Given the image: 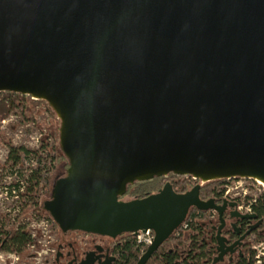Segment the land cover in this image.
<instances>
[{"label":"water","instance_id":"95a60500","mask_svg":"<svg viewBox=\"0 0 264 264\" xmlns=\"http://www.w3.org/2000/svg\"><path fill=\"white\" fill-rule=\"evenodd\" d=\"M5 91L59 120L69 166L43 210L62 233L151 231L135 264L190 208L221 215L201 183L264 182V0H0ZM169 173L200 184L121 199Z\"/></svg>","mask_w":264,"mask_h":264},{"label":"built area","instance_id":"2783aa9c","mask_svg":"<svg viewBox=\"0 0 264 264\" xmlns=\"http://www.w3.org/2000/svg\"><path fill=\"white\" fill-rule=\"evenodd\" d=\"M29 140L27 144L10 143L4 146V154H0V264H48L56 251L55 225L37 209L54 141L51 135L44 141L33 136ZM10 147L18 150L15 157L8 154ZM219 189L223 191V197L238 202V208L244 212H251L257 199L264 197L263 187L252 180L247 185L241 179H232ZM180 227H186L185 221ZM10 231L23 233L26 241L21 246L18 243L11 245L4 236ZM133 238L142 254L151 244L153 233L140 231ZM263 243L259 240L251 246L255 264H260L264 258Z\"/></svg>","mask_w":264,"mask_h":264},{"label":"flooded vegetation","instance_id":"af4514ba","mask_svg":"<svg viewBox=\"0 0 264 264\" xmlns=\"http://www.w3.org/2000/svg\"><path fill=\"white\" fill-rule=\"evenodd\" d=\"M11 96L20 95L7 91L0 92V102ZM2 142L4 146L10 145L6 139H2ZM12 148L10 147L8 150L10 156L12 155ZM51 160L52 157L48 161L46 187L52 186L54 181L55 171L50 172L49 170ZM182 177L188 181V184L184 190H181V187L175 188L178 192H185L194 185L200 184L198 180L191 177ZM230 180L220 179L200 184V199H213L215 204L221 207L222 212L220 215L217 210H213V213L212 210L200 211L203 215L210 214V216L208 222L202 219L199 228L193 232L194 246L192 249L199 264H245L251 251H253L250 237L259 232L263 226L264 217L257 216L253 211H241L238 208V202L223 197V191L218 186ZM212 188L215 193L209 194L208 191ZM48 197L49 195L45 199ZM194 210L195 208H190L187 215ZM245 214H255L256 217H241ZM130 235L133 236L130 233H122L112 238L81 231L60 232L54 242L55 255L48 264H124L120 256L121 244Z\"/></svg>","mask_w":264,"mask_h":264},{"label":"trees","instance_id":"16d2710c","mask_svg":"<svg viewBox=\"0 0 264 264\" xmlns=\"http://www.w3.org/2000/svg\"><path fill=\"white\" fill-rule=\"evenodd\" d=\"M8 112H9V108L6 107V105L3 104V102H0V113H1L0 118L7 115ZM17 152H18L17 149L12 148L11 156L15 157ZM51 157L52 160L50 161L49 164L50 172L56 171L58 168H62L67 165V158L63 154L59 146L55 148V151ZM181 177L182 176L169 173L166 176L154 177L146 181H135L134 183L129 184L127 186L126 194L131 195L132 197L135 198H142L150 193L156 192L163 186L165 182L168 181L172 184L174 190L177 187H181L180 189L184 190V188H186V185L188 184V181L182 179L183 177L182 178ZM43 178L45 182L46 181L48 182L47 176L46 177L44 176ZM174 178L176 179L174 180ZM44 187L46 194L49 195L51 191V185L46 187L45 184ZM208 193L214 194L215 191L212 188L208 191ZM39 209L41 211H44L41 206H39ZM252 211L257 216L264 217V197H259L257 199V202L252 205ZM47 216L51 219V217L48 214ZM209 216L210 214L203 215L197 209H195L191 214L187 215L185 219L186 227L185 228L180 227L170 236L168 240L163 242L152 254L151 258L146 264H154V263L155 264H199V262L196 261L197 257L194 253V250L192 249V246H194L193 232L199 228L202 219H204L205 222H208ZM263 233H264L263 230L256 232L255 233V235H257L256 239H258L261 235H263ZM4 236L7 237V240L11 245L18 243L21 246L26 241L25 235L19 231L5 232ZM140 255L141 253L139 247L134 242L133 236L130 235L126 237V239L122 242L120 249V256L123 263L135 264ZM245 264H255L254 251H251L250 256L246 260ZM260 264H264V261H262Z\"/></svg>","mask_w":264,"mask_h":264},{"label":"rangeland","instance_id":"374dc122","mask_svg":"<svg viewBox=\"0 0 264 264\" xmlns=\"http://www.w3.org/2000/svg\"><path fill=\"white\" fill-rule=\"evenodd\" d=\"M17 94V93H16ZM20 96H11L6 99H3L1 102L9 108V112L4 117L0 118V150H2L0 154H4V145L2 144V139L8 140L10 143L15 144H23L29 143V137L33 136L34 139L36 137L42 138L44 141L47 136L51 135L54 141L53 149H51L52 154L59 145V120L55 117L53 110L48 106L47 103L40 101V100H33L29 96L21 95ZM2 120H5L2 123ZM55 136V137H54ZM57 136V138H56ZM2 138V139H1ZM29 140V142H26ZM29 146V145H28ZM56 153V152H55ZM65 161V160H64ZM64 164V162H63ZM67 167L69 166V162L67 159ZM64 166L62 168H58L54 173V180L65 175V171L67 167ZM181 176V175H178ZM191 177V176H188ZM192 178V177H191ZM193 179V178H192ZM241 179L242 182L250 184V180L255 181L253 179L248 178H236ZM256 182V181H255ZM258 183V182H257ZM261 185V184H260ZM45 186V185H44ZM262 186V185H261ZM218 188H221V186ZM41 191V190H40ZM249 192H256L254 190H249ZM50 195V193H49ZM48 195L45 192V187L39 196V203H38V212L41 215L47 216V212L41 211L39 206L42 207V203L48 199ZM135 197L131 195H127L126 193L121 197V199L129 200ZM27 207L24 208V211ZM22 211V209H21ZM48 217V216H47ZM54 232L56 233L55 238L57 237L58 233L61 231L54 224ZM264 231V220L263 226L261 227ZM257 235L253 234L250 237L251 246L256 242L264 241V233L258 239H256ZM264 246V243H263ZM264 261V258L262 259ZM155 264V263H154Z\"/></svg>","mask_w":264,"mask_h":264},{"label":"bare ground","instance_id":"6f19581e","mask_svg":"<svg viewBox=\"0 0 264 264\" xmlns=\"http://www.w3.org/2000/svg\"><path fill=\"white\" fill-rule=\"evenodd\" d=\"M259 184H261L262 185V187H263V189H264V182L262 181H257Z\"/></svg>","mask_w":264,"mask_h":264}]
</instances>
